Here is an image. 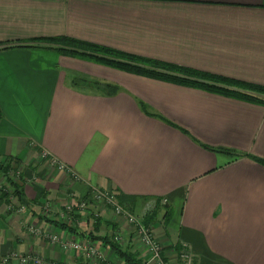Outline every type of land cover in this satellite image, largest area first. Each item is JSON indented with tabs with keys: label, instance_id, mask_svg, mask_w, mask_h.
Here are the masks:
<instances>
[{
	"label": "crops",
	"instance_id": "crops-1",
	"mask_svg": "<svg viewBox=\"0 0 264 264\" xmlns=\"http://www.w3.org/2000/svg\"><path fill=\"white\" fill-rule=\"evenodd\" d=\"M59 37L264 87V0H0V158L24 166L30 205L8 216L0 198V264H90L65 240L96 243L106 260L91 264H126L111 246L123 229L119 248L143 262L109 210L69 225L93 188L137 214L156 205L145 223L168 264L184 250L195 264H264V105L17 47Z\"/></svg>",
	"mask_w": 264,
	"mask_h": 264
},
{
	"label": "trees",
	"instance_id": "trees-1",
	"mask_svg": "<svg viewBox=\"0 0 264 264\" xmlns=\"http://www.w3.org/2000/svg\"><path fill=\"white\" fill-rule=\"evenodd\" d=\"M32 44V45H30ZM30 44H21L17 47L40 46L47 49H54L69 57L78 58L85 61L95 62L111 68H115L130 74L149 77L178 84L186 87L201 89L204 91L224 94L226 96L236 97L242 100L256 102L264 105V87L250 84L235 79H230L178 65L152 60L108 47H103L67 37L38 39ZM1 50V48H0ZM115 88V87H114ZM117 92V88L113 90ZM4 119V113L0 108V122ZM260 163L264 164L262 161ZM19 161L10 157L0 158V176L8 177L9 172ZM8 184L14 188V193L18 195L19 202L27 203L24 197V185H18L12 180ZM5 198V195L4 197ZM121 204L130 209V201L134 199L119 196ZM112 248L125 257L126 264H143L141 261H135L133 256L124 254L112 239Z\"/></svg>",
	"mask_w": 264,
	"mask_h": 264
},
{
	"label": "built area",
	"instance_id": "built-area-1",
	"mask_svg": "<svg viewBox=\"0 0 264 264\" xmlns=\"http://www.w3.org/2000/svg\"><path fill=\"white\" fill-rule=\"evenodd\" d=\"M55 163H57V161H55ZM59 167L63 171L68 170L65 165L60 164ZM73 176L78 180L76 175ZM91 202L96 207L109 210L112 213L114 219H117V221H124L129 226V228L133 230L136 239L141 244L146 254L143 264H168L164 258L163 245L155 238L152 227L145 223V218L156 208L154 203L147 204L143 209V212L141 214H137L128 207L121 204L118 194L112 191H103L99 188H93L90 201H78L76 206L71 205L67 208L65 216L67 221L70 220L69 225L72 228L79 226L81 222L80 217L88 210L89 203ZM162 202L163 205H166V200ZM46 209L50 211L49 207ZM125 232L126 229H123L115 233L114 241L116 244H123ZM48 240L52 243L60 242V239L56 236H49ZM63 247L65 249L75 250L79 253L82 259L87 260L90 264L95 261L106 260L104 252L93 241H64ZM10 260H19L22 264H46L41 259L36 257L30 255L23 257L17 254H12V256L6 257L3 259V262L7 263ZM179 260L180 264H195L192 254L186 250L179 254Z\"/></svg>",
	"mask_w": 264,
	"mask_h": 264
},
{
	"label": "rangeland",
	"instance_id": "rangeland-1",
	"mask_svg": "<svg viewBox=\"0 0 264 264\" xmlns=\"http://www.w3.org/2000/svg\"><path fill=\"white\" fill-rule=\"evenodd\" d=\"M23 168H24V166L21 163L16 164L14 166V169L11 172H9L8 177L0 176V198L4 202H6V206H7V208H6L7 212L6 213H7L8 216H10V215L18 216V215H21V214H26L27 211L29 210V206L30 205L28 203H25V202H23V203L21 202L20 203L18 195H16L14 193V188L8 184V180L9 179L12 180L14 183H16L18 185L24 184V182L22 180V175H23L22 170H23ZM4 195H5V198H3ZM91 205L96 207L91 202V203H89L88 210H89ZM44 206L45 207L43 209H41V212H42L43 216L48 217V218H51L52 216H54V215H51V213H52L51 210L49 211V210L46 209L47 205H44ZM28 232H29V236H33V233H32L31 230H28ZM17 255L20 256L21 254H17ZM29 255L32 256L30 253H28L26 255H22V256L25 257V256H29ZM10 256H12V255H9L8 257H10Z\"/></svg>",
	"mask_w": 264,
	"mask_h": 264
}]
</instances>
